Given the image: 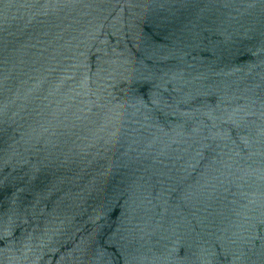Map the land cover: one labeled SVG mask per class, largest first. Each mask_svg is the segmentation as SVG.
Segmentation results:
<instances>
[{"label": "water", "instance_id": "water-1", "mask_svg": "<svg viewBox=\"0 0 264 264\" xmlns=\"http://www.w3.org/2000/svg\"><path fill=\"white\" fill-rule=\"evenodd\" d=\"M0 264H264V0H0Z\"/></svg>", "mask_w": 264, "mask_h": 264}]
</instances>
